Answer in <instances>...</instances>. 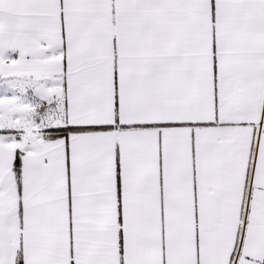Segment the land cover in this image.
<instances>
[{
  "label": "snow or ice",
  "instance_id": "6c2138e0",
  "mask_svg": "<svg viewBox=\"0 0 264 264\" xmlns=\"http://www.w3.org/2000/svg\"><path fill=\"white\" fill-rule=\"evenodd\" d=\"M0 264H264V0H0Z\"/></svg>",
  "mask_w": 264,
  "mask_h": 264
}]
</instances>
